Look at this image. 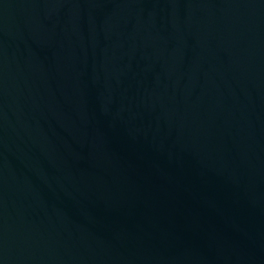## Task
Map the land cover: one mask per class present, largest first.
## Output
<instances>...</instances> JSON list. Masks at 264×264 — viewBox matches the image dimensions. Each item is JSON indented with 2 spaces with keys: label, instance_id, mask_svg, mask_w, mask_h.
Returning a JSON list of instances; mask_svg holds the SVG:
<instances>
[{
  "label": "water",
  "instance_id": "water-1",
  "mask_svg": "<svg viewBox=\"0 0 264 264\" xmlns=\"http://www.w3.org/2000/svg\"><path fill=\"white\" fill-rule=\"evenodd\" d=\"M0 264H264V0H0Z\"/></svg>",
  "mask_w": 264,
  "mask_h": 264
}]
</instances>
